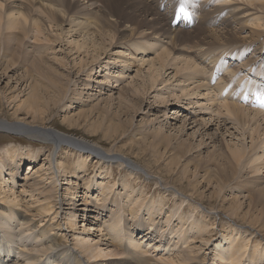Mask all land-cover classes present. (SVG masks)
Wrapping results in <instances>:
<instances>
[{
  "label": "rangeland",
  "instance_id": "374dc122",
  "mask_svg": "<svg viewBox=\"0 0 264 264\" xmlns=\"http://www.w3.org/2000/svg\"><path fill=\"white\" fill-rule=\"evenodd\" d=\"M180 1H183L184 4H181ZM257 1L259 2V0H35L34 3L29 5L27 0H1L3 7L0 10L2 9L3 14L2 20H0V121L25 128H51L73 138L89 143L95 142L99 144L102 154H104L102 160L101 156L87 154L88 151L70 144L58 145V147L50 150V146H47L48 141L44 143L41 140L21 134V132L0 130V156L3 155L2 152L5 150L11 155L18 156L14 164L8 162L10 156L4 159L1 158L6 163V168H2L5 175L11 174V171L14 174L15 169L13 170V167L20 162H25L22 160L27 157V154L37 158L26 161V168H24L25 165H22L19 178L14 184L8 183L11 186H7L3 183L6 194L12 196L13 192H17L15 196L23 204V206L21 205L22 208H37L36 205L40 204L37 197L39 199L41 196L35 193V189L50 186L51 181L48 178L52 172L51 170H53L59 180L57 183L58 201L62 202L64 209L57 216V220L62 222V233L68 235V239L73 241L72 244L75 243L74 240L78 236L82 240L89 239L94 244H101V248L104 250L107 248L108 252L109 248V250H114L113 246H110L111 242H118L117 245L122 244L120 246L129 250L131 248L130 251H136L146 258H165L167 262L165 261L164 264H171L169 261L175 260L176 256L187 249L188 246L192 248V255L199 258L201 263L204 259H207L205 264H219L218 258L214 257L219 251H224L222 256H225L229 250L237 251L238 248L245 247L241 253L246 252V254L243 259L240 258L239 262L242 261L237 264H264V250L262 248L264 245V232L256 226L257 231L259 230L261 233L258 236L260 242L257 243H261L262 246L255 248L253 238L248 236V232H251L252 228L248 224L245 225L243 222H239L247 213H250L249 216L252 215V218L257 213H253V206H248L249 203L244 207L241 206L242 200L239 202V193H236L237 187L239 191L244 190L247 194V191L251 190V184L254 185L259 182L264 184V136L259 139V134L261 136L262 131H264V114L262 113V116L261 114H258L259 116L255 115L254 111H260V109H251L246 106L244 108L249 110L247 113L250 112V115L248 114L250 119L247 118L246 123H237L236 127L233 118L228 116L227 112L222 109L224 97L230 93L233 85L239 84L238 80L241 77L244 79L246 76L250 81L257 83L263 77L261 85L264 86V11L261 12L264 0H262V3H260L261 0L259 3ZM206 2L210 3L207 4ZM161 4L165 7L159 6ZM116 5L121 8V15L117 14L114 9V7L119 9ZM188 5H194L192 7L194 13L189 11ZM258 5L259 7L256 8ZM6 6L13 8L15 12L24 10L30 13L31 11L30 15L32 16L30 17L43 23L41 24V30L38 32L35 26L33 27V24L29 22L27 25L17 26L20 29L9 30L6 24L7 20L15 17L20 18V21L22 20L21 17H18L20 11L14 12L15 15L10 16L8 14L9 10L6 13ZM110 6H113V11L117 14L116 17L110 14ZM186 6L187 8H185ZM43 7H46L45 11L48 8L60 12L61 18L58 21V27L55 24L50 25V20L48 15L43 12ZM61 8L62 10H60ZM177 8L181 12H183L181 9L184 8L188 10L192 15V25L187 23L180 29L177 28L182 23L174 28L170 26V17ZM144 15L148 17V23L144 21L145 18L141 20ZM102 16L111 21L110 24L105 21L107 26L109 25L105 30V35L88 34L84 28L82 29L84 24L96 25L99 17ZM155 16L161 17L159 24L151 20ZM115 20L117 21L115 22ZM28 21L32 22L30 19ZM77 22L83 24H77ZM165 23L172 30L178 31L176 36L174 35L176 38L178 37L174 45L175 49L171 43L173 38L165 39L163 37L165 33H161L162 30L166 29ZM24 27H26V30L28 28L27 33ZM202 29H205L207 33H203ZM115 30L118 32L117 34ZM177 33H181V35ZM228 34H232L230 40L228 39V41H231L230 43L226 41V37H229ZM252 35L254 36L252 37ZM255 35L256 39L259 40L256 41ZM146 37H152L149 39V43L145 45L148 53L141 55L137 48L131 47V44L142 45L146 41ZM100 38L104 39L105 48H99ZM225 44L229 45L227 47L233 48L226 57H230V60L234 59L230 61L226 58V60L234 63L232 67L236 68V72L239 71L234 75V78L229 77L232 85L224 88V92L228 91L227 94L218 96L216 94V97H214V95L202 89V94L211 95V98L208 99L207 97L206 99V96L200 95L184 98V96L186 97L185 90H189L188 88L192 86L184 84L183 78H190L192 75L188 74L189 77L185 75V73H190L188 71L182 73V70H184L182 66L186 62L193 64L196 72H200L199 77H202L201 75L205 73H202L200 69L213 67L209 65V62L204 63L201 61L200 57L205 55L208 50L217 54L218 52L209 48ZM252 44L255 45L248 47ZM235 48H242V50L240 52ZM168 50L170 53H167V64L171 63L172 65H169L170 68L167 66L170 69L167 73L162 71L159 74V71H161L159 70L160 65L156 64L158 69L151 66L148 61L152 62L155 59L158 63L160 54ZM247 50L249 52H245ZM234 51L238 52L240 56L233 57L231 54ZM39 56L44 61H37V59H41ZM8 64L13 65L10 68L14 69V72H8L10 69L7 71ZM177 66L178 69L181 66L179 70L182 71V74L177 70ZM250 67L252 68L250 69ZM150 68H153L152 71ZM212 70H209L210 72L207 70L208 77L215 76V70ZM242 70L243 73H241ZM44 72H46V75ZM224 75L220 74L219 78L217 77L218 79L216 77H214L215 79L210 78L212 80L211 85L223 88L224 84L222 83L225 79L228 80ZM61 78L62 82L60 83ZM155 79H157V82ZM149 80L151 85L148 83ZM48 81L51 83L48 84ZM218 81L221 84L218 85ZM42 84L48 85L45 87V85L41 86ZM35 85L38 90L34 88ZM254 85L259 84L255 83ZM53 86H56L54 88L61 87L63 95L58 94L57 89L54 90ZM254 87L256 88V86ZM150 88L153 89L150 90ZM32 90L34 92L36 90L43 101L40 103L42 112L36 119H33V110L23 108L25 106V104L23 105L24 99L32 94ZM258 92L261 93L262 90ZM245 94L241 101L245 100ZM235 97L238 99L239 93ZM79 98H83L81 101L84 104L80 105L77 110H73L72 113L66 112L68 104L75 103ZM219 106L220 109H218ZM239 106L243 107L244 105L240 104ZM257 125L260 126V130ZM152 141L155 142V145ZM166 141H169L170 149H168ZM158 142L164 145H156ZM49 143L51 145L52 142ZM12 147L14 150L16 149L17 153L14 152ZM228 147L229 150H227ZM243 147L246 148L245 158L239 163L240 165L235 164L233 166L232 163H229L231 161L235 162L230 152L235 148ZM182 151L186 155L184 153V157H181L183 161L180 158L182 165L180 164L178 167L175 164L176 161L173 164L171 159L177 158L178 155L182 156ZM80 154L86 156L88 160H83ZM225 155H228L230 159ZM256 157L261 158L255 162ZM123 158L134 162L136 168L139 169H136V172L129 169L121 161ZM186 163L188 169H190L187 178L183 177L184 172L182 171L184 167H187ZM225 164L226 166H224ZM237 168H239V171ZM236 170L238 175L233 177L232 174ZM225 173L229 176V180H222L223 175H226ZM200 176H203V178ZM185 178L192 182L190 187H187V194L183 189L185 185L181 186L182 181H186ZM201 180L204 183L202 181L198 184L197 181L201 182ZM219 181L228 182L225 184V194L219 191L221 188L219 187ZM39 182H43L42 186L38 185ZM208 182H212V185H209ZM231 183L233 184L228 185ZM244 183L248 184L245 185ZM108 185L114 187L112 192L107 193L110 197L108 196L109 198L105 199V196L100 194L102 189ZM201 191L204 192L203 195ZM180 192L185 194L181 195ZM255 193V191L250 193L251 199L257 197ZM193 194L195 196L191 198ZM221 197L223 198L221 199ZM232 197L234 200H232ZM12 198L15 197L12 196ZM200 200L206 201L202 203ZM131 202L137 203L135 206L132 203L134 208L138 205H145L136 214L138 221L128 212L131 208L129 207ZM64 204L65 206H63ZM68 204L75 205L68 206ZM88 204L95 207L94 209L90 208L91 213L89 211L85 212ZM97 205H105L107 209H98ZM123 206L126 209V212L122 211V214H120L123 222L119 228L112 231V228L107 227L110 214L117 212ZM240 206L242 207V214L235 219L234 213ZM195 207L199 208L195 209ZM75 208L79 210L80 214L78 218L79 225L77 229L72 231L67 225L68 215L66 214L73 212ZM150 208L156 214L153 218H149L147 214V210ZM56 215L57 212L52 217H56ZM169 216H174L171 223L166 222ZM262 218H264V215ZM153 220H155L154 227L148 226L147 224ZM194 223L207 227V230L200 232V229L193 225ZM136 226H140V229H136L134 235L129 234V231H132ZM118 231H120V235ZM171 231H173L172 235H170ZM113 232H117V237L114 236ZM145 235H148L147 238H143ZM163 235L164 240L161 239ZM129 237H134L140 245L138 250H135L129 244ZM185 237H190L188 244L179 242L180 239ZM231 243H234L235 247L231 246ZM177 244L178 246H176ZM253 252H256V257L249 260ZM92 262L95 263L94 260ZM220 262L226 264L224 261ZM105 263L107 262L104 261Z\"/></svg>",
  "mask_w": 264,
  "mask_h": 264
},
{
  "label": "bare ground",
  "instance_id": "6f19581e",
  "mask_svg": "<svg viewBox=\"0 0 264 264\" xmlns=\"http://www.w3.org/2000/svg\"><path fill=\"white\" fill-rule=\"evenodd\" d=\"M1 1V0H0ZM28 2H29V5H31L32 3H34L35 2V0H27ZM121 1V0H120ZM3 2V1H2ZM67 2V1H66ZM111 2V1H110ZM195 2V1H194ZM211 2V1H210ZM210 2H206L207 4H209ZM258 2V1H257ZM259 2H260V0H259ZM258 2V3H259ZM263 1L261 0V2L260 3H262ZM61 3V2H60ZM119 3V2H118ZM180 3L181 4H184V2L183 1H180ZM244 3V2H243ZM164 4V3H163ZM211 4H212V2H211ZM252 4V3H251ZM263 5H262V9H261V12H263L264 11V3H262ZM63 5V4H62ZM118 5V4H117ZM116 5V6H117ZM64 6V5H63ZM159 6H164V5H159ZM185 6V5H184ZM189 7H188V9H189V11H194L193 9H192V7L194 6V5H188ZM210 6V5H209ZM255 6V5H254ZM1 7H3V3H1L0 2V8ZM65 7V6H64ZM113 6H110V14L111 15H113V16H115L116 17V15L117 14H119V15H121L120 14V12H122V10H121V8L119 7V6H117V7H119V9L121 10H119L118 8L116 9L115 7H114V9L116 10V12H117V14H116V12L115 11H113V8H112ZM165 7V6H164ZM231 7V6H230ZM259 7V5L256 7V8H258ZM10 8V7H9ZM8 8V6H6V13H8L7 11L9 10V13L8 14H10V16H14L15 15V13L17 12V11H20L21 13H19V16L18 17H21V20L22 21H20V18L18 19V18H13V19H9V20H7V25H8V29L10 30H14L15 28L17 29V28H19V27H17V26H24V25H27L28 24V22L29 23H31V24H33V27L35 26V28H36V30L39 32L40 30H41V24H43L42 22H39L38 20H34V18H33V20H32V18L30 17V16H32V15H30L31 14V11H30V13H28L27 11H22V10H17L16 12L14 11V9L13 8H10L9 9ZM15 8V7H14ZM185 8H187V6L185 7ZM260 8H261V6H260ZM16 9V8H15ZM44 9H46V7L44 8L43 7V12L44 13H46L47 15H48V19L50 20V25L52 24H55V26L58 24V21H59V19L61 18V15H60V12L58 13V12H56V11H54V10H52V9H48L47 8V11H45ZM97 9V8H96ZM236 9V8H235ZM28 10V9H27ZM60 10H62V8L60 9ZM66 10H68L67 8H66ZM151 10V9H150ZM15 12V13H14ZM259 12V11H258ZM5 13V14H6ZM63 13H65V12H63ZM101 13V12H100ZM148 13H149V11H148ZM175 13V12H174ZM194 13V12H193ZM2 9L0 10V20H2ZM101 14H103V13H101ZM101 14H100V16H101ZM145 14V13H144ZM153 14H155V13H153ZM157 14V13H156ZM233 14V13H232ZM231 14V15H232ZM64 15V14H63ZM62 15V17H64ZM147 15V14H146ZM146 15H144V16H142L141 17V20H143L144 18V21L146 22V23H148V15L146 16ZM105 16V15H104ZM104 16H102V17H99V19H98V22H97V24L96 25H92V24H84L83 26L84 27H82V29L84 28V30L85 31H87V33L89 34V33H91L92 35L93 34H96L97 33V35L98 34H101V35H105V30L108 28V26H107V24H106V22L105 21H107V23L109 22V24L111 23V21L110 20H108V19H106ZM141 16V15H140ZM154 16V15H153ZM119 17V16H118ZM123 17V16H122ZM10 18H12V17H10ZM31 20L32 22H30V21H28V20ZM240 19V18H239ZM259 19V18H258ZM135 20V19H134ZM138 20V19H137ZM151 20H153L155 23H157V24H159V22H161V17H158V16H155L153 19H151ZM80 21V20H79ZM117 20H115V22H116ZM179 20H178V18H177V15H175L174 16V14L173 15H171V17H170V22H169V24H170V26L172 27V28H174V27H176V23L178 22ZM72 23H73V21H71ZM83 22V21H82ZM82 22H77V24L78 23H81V24H83ZM104 22H105V25H104ZM144 22V23H145ZM182 22V21H181ZM71 23V24H72ZM192 24V22L190 21V22H184V23H182V24H180V27H178L177 29H180L181 27L183 28L184 26H185V24ZM245 23V22H244ZM255 23V22H254ZM161 24V23H160ZM112 25V24H111ZM165 25H166V23H165ZM182 25V26H181ZM261 25V24H260ZM65 26V25H64ZM77 26V25H76ZM156 26V25H155ZM161 26H163V25H161ZM187 26V25H186ZM57 27H58V25H57ZM112 27V26H111ZM142 27V26H141ZM153 27V26H152ZM151 27V28H152ZM166 27V31L164 30H162V32L161 33H165L164 35H163V37L166 39V38H173L172 39V45H173V47H174V49L176 48L174 45L176 44V41H177V39H178V37L176 38L175 36H176V32H178V31H174V30H172L171 28H169L167 25L165 26ZM201 27V26H200ZM257 27V26H256ZM261 27V26H260ZM25 28V32L28 30V28H27V30H26V27H24ZM24 28H22V29H24ZM62 28V27H61ZM73 28V27H72ZM117 28V27H116ZM158 28V27H157ZM239 28V27H238ZM20 29V28H19ZM80 29H81V27H80ZM261 29H262V27H261ZM33 30V29H32ZM50 30V29H49ZM73 30H75V29H73ZM155 30V29H154ZM158 30H159V28H158ZM203 30V29H202ZM205 30V29H204ZM204 30H203V33H207L206 32V30H205V32H204ZM264 30V29H263ZM24 31V30H23ZM22 31V32H23ZM33 31H35V30H33ZM43 31V30H42ZM255 32H256V30H254ZM24 32V33H25ZM115 32H116V34L118 33L116 30H115ZM114 32V33H115ZM210 32V31H209ZM228 32V31H227ZM226 32V33H227ZM27 33V32H26ZM233 33V32H232ZM258 33V32H257ZM38 34V33H37ZM79 34V33H78ZM178 34V33H177ZM259 34V33H258ZM257 34V35H258ZM264 34V33H263ZM262 34V35H263ZM26 35V34H25ZM62 35V34H61ZM61 35H60V37H61ZM113 35V34H112ZM147 35V34H146ZM175 35V36H174ZM178 35H181V33L180 34H178ZM229 35V37H226V41L227 42H231V41H228V39L232 36V34H228ZM54 36V35H53ZM107 36V35H106ZM162 36V35H161ZM251 36V35H250ZM254 35H252V37H253ZM130 37V36H129ZM175 37V38H174ZM217 37V36H216ZM251 37V38H252ZM259 37H262V36H259ZM47 38V37H46ZM54 38V37H53ZM103 38V37H102ZM110 38V37H109ZM132 38H133V36H132ZM152 38V37H151ZM151 38H149V37H146L145 38V42H144V44H137V43H133V44H131L132 46L131 47H133V48H137L138 49V52H139V54H146V53H148V50H147V47L145 46V45H147L148 43H149V39H151ZM179 38H181V37H179ZM218 38V37H217ZM233 38H235L234 36H233ZM248 38H250V37H248ZM57 39H59V38H57ZM101 39V38H100ZM113 39V38H112ZM255 39H256V35H255ZM258 39V38H257ZM257 39H256V41H257ZM104 40V39H103ZM103 40L101 39L100 41H101V44H100V47L99 48H105L104 46H106L105 44H104V42H103ZM130 40H131V37H130ZM133 40H134V38H133ZM230 40V39H229ZM259 40V39H258ZM44 41V40H43ZM95 41H97V40H95ZM128 42H129V40H127ZM255 41V40H254ZM254 41H253V43H254ZM262 41V40H261ZM127 42V43H128ZM131 42V41H130ZM143 42V41H142ZM259 42V41H258ZM257 42V43H258ZM264 42V41H263ZM262 42V43H263ZM256 43V42H255ZM261 43V44H262ZM81 44V43H80ZM87 45V44H86ZM112 45V44H111ZM255 44H252V45H249L248 47H251V46H254ZM51 46H52V44H51ZM81 46V45H80ZM99 46V45H98ZM138 46V47H137ZM227 46H229V45H227V44H225V45H221V46H217V47H214V48H209V49H213V50H215L216 52H218L217 54L214 52V51H211V50H208L206 53H205V55H203L202 57H200V59H201V61H203L204 63H206V62H209V65H212V67L214 68H211V67H203L202 69H200L201 70V72L202 73H205V74H202L201 76L202 77H199V75H200V72L198 73V72H196V69H195V66H193V64H191V63H189V62H184L185 63V68H184V66H182L183 67V69L184 70H182L181 72L182 73H184V72H186V71H188V72H190V73H185V75H188V74H190V75H192V76H190V78H183V83L184 84H188V86H192L191 88H188L189 90H185L184 88H182V86H181V88L183 89V90H185L186 91V97L184 96V98H191V97H194V96H196V95H200V96H206L205 98L207 99V97H208V99L209 98H211V95H214V97H216L215 95L217 94V96L218 95H221V94H224V95H226L227 94V92H224V88L226 87V86H230V85H232V82H230V80H229V77L230 78H234V75L237 73V72H239V71H235V69L236 68H234V67H232V65L234 64V63H230V61L231 60H234V59H229V58H227L226 56L229 54V52H230V50H233V48L232 47H227ZM22 47V46H21ZM53 47V46H52ZM79 47V46H78ZM235 47V46H234ZM18 48V47H17ZM85 48V47H84ZM94 48H95V46H94ZM97 48V47H96ZM242 48H246V47H242ZM242 48H235V49H238V51H240L241 52V50H242ZM257 48V47H256ZM260 48V47H259ZM98 49V48H97ZM247 49V48H246ZM23 50V49H22ZM100 50V49H99ZM103 50H105V49H103ZM164 50H165V48H164ZM171 50V49H170ZM257 50H259V49H257ZM100 51H102V50H100ZM166 51V50H165ZM106 52V51H105ZM169 52V50L167 51V52H165V53H163L162 52V54H160V56L158 57L159 58V60H158V63H157V61L155 60V59H153L152 60V62H150V61H148L149 63H150V65L151 66H153V67H155V68H158L157 67V65L156 64H158V65H160V69L159 70H161V71H159V74H161V72L162 71H166L165 73H167V71L168 70H170V69H168V67H169V65H172L171 63H168L167 64V58H168V53ZM245 52H249V50H247V51H245ZM156 53V52H155ZM170 53V52H169ZM172 53V52H171ZM259 54V53H258ZM233 57L235 56V58L236 57H238V56H240V54L238 53V52H236V51H234L232 54H231ZM21 56V55H20ZM182 56H183V54H182ZM186 56V55H185ZM15 57V56H14ZM33 57V56H32ZM40 57V56H39ZM177 57H179V56H177ZM26 58H28V57H26ZM36 58H38V57H36ZM41 58V57H40ZM119 58V57H118ZM226 58H227V60H230V61H227L226 60ZM42 59V60H41ZM40 60L39 59H37V61H40V62H42V61H44L43 60V58H41ZM99 59V58H98ZM207 59V60H206ZM28 60V59H27ZM46 60V59H45ZM143 60V59H142ZM151 60V59H150ZM179 60V59H178ZM185 60V59H184ZM261 60H263V59H261ZM134 61V60H133ZM146 61V60H145ZM155 61H156V63H155ZM253 61H254V59H253ZM253 61H250V62H253ZM147 62V61H146ZM145 62V63H146ZM147 62V63H148ZM15 63V62H14ZM41 64H43V63H41ZM46 64V63H45ZM47 64H49V63H47ZM62 64V63H61ZM2 65V64H1ZM9 66L8 67H6L7 68V71L8 72H14V69H12V68H10V67H13V65L12 66H10L11 64H8ZM33 65V64H32ZM37 65V64H36ZM50 65V64H49ZM35 66V65H34ZM43 66H44V64H43ZM168 66V67H167ZM148 67H150V66H148ZM256 67V66H255ZM3 68V67H2ZM53 68V67H52ZM170 68V67H169ZM180 68H181V66H180ZM179 68V69H180ZM252 67H250V69H251ZM31 69V68H30ZM39 69V68H38ZM151 69V68H150ZM153 69V68H152ZM152 69H151V71H152ZM175 69H176V66H175ZM178 69V66H177V70L179 71V73H181L180 72V70ZM213 69V70H212ZM234 69V70H233ZM4 70V69H3ZM36 70V69H35ZM207 70H208V72H210L209 70H212V71H214L215 70V76L214 77H218V76H220V74L222 75V74H225L224 76L225 77H227L228 78V80L227 79H225L224 80V82L222 83V84H224V87L223 88H218V87H213V85H211V79H215L213 76H211V77H208L207 76ZM245 70V69H244ZM28 71V70H27ZM33 71V70H32ZM158 71V70H157ZM176 71V70H175ZM5 73H6V71H4ZM52 72V71H51ZM225 72V73H224ZM43 73V72H42ZM45 73V75H46V72H44ZM164 73V74H165ZM178 73V72H177ZM177 73H176V76H177ZM181 73V74H182ZM192 73V74H191ZM241 73H243V70L241 71ZM139 74V73H138ZM212 74V73H211ZM50 75V74H49ZM142 75V74H141ZM163 75V74H162ZM8 76V75H7ZM6 76V77H7ZM48 76V75H47ZM224 76H222V77H224ZM42 77V76H41ZM46 77V76H45ZM49 77V76H48ZM65 77V76H64ZM153 77V76H152ZM159 77V76H158ZM188 77H189V75H188ZM208 77V78H207ZM155 78V77H154ZM211 78V79H210ZM219 78V77H218ZM217 78V79H218ZM43 79V78H42ZM46 79V78H45ZM53 79V78H52ZM149 79V78H148ZM151 79V78H150ZM207 79V80H206ZM243 77H241L238 81V83L239 84H236L235 86L233 85L232 86V89H230V93L228 94V95H226L225 97H224V101H223V104H222V109H224L226 112H227V115L228 116H230V117H232L233 118V122L234 123H236V124H234L236 127H237V123H242V122H245L246 121V119L248 118V119H250V117H249V113H247V111H249L248 109H246V108H244V107H249V108H251V109H254L253 108V106H252V101L250 100V101H248V102H245L244 103V101H241V98L242 97H244V93L246 92V91H248L250 94H255V95H260V97H262V96H264L263 94H264V86H262L261 84L263 83V77H262V80H260L258 83L257 82H252V81H250V79L249 78H246V76H245V78L243 79ZM48 80V79H47ZM56 80V79H55ZM153 80V79H152ZM157 79H155V81H156ZM221 80V79H220ZM37 81V80H36ZM41 81V80H40ZM150 81V80H149ZM154 81V80H153ZM180 81V80H179ZM206 81H208V82H206ZM43 82H44V79H43ZM51 82H53L52 80H51ZM50 81H48L47 83L49 84V83H51ZM60 83L62 82V78H61V81H59ZM145 82H147V81H145ZM157 82V81H156ZM155 82V83H156ZM170 82V81H169ZM242 82V83H241ZM34 83V82H33ZM42 83V82H41ZM57 83V82H56ZM60 83H59V86H60ZM149 84L151 83V81L150 82H148ZM182 83V82H181ZM259 84V85H254V84ZM48 84H42L41 86H43V85H45V87L48 85ZM54 85H55V83H53ZM58 84V83H57ZM57 84H56V86H57ZM153 84V83H152ZM183 84V85H184ZM219 84H221L219 81H218V85ZM246 84V86L244 87V85ZM62 85H63V83H62ZM147 85V84H146ZM151 85V84H150ZM195 85V86H194ZM251 85V86H250ZM40 86V85H39ZM56 86H53V88L54 87H56ZM65 86V85H64ZM148 86V85H147ZM185 86V85H184ZM254 86H256V88L254 87ZM45 87H43V88H45ZM49 87V86H48ZM47 87V88H48ZM50 87H52L51 85H50ZM49 87V88H50ZM66 87V86H65ZM143 87V86H142ZM149 87V86H148ZM152 87H153V85H152ZM35 89H37L38 90V88L36 87V85H35V87H34ZM48 88V89H49ZM67 88V87H66ZM145 88V87H144ZM186 88V87H185ZM57 89V90H56ZM153 89V88H152ZM151 88H150V90H152ZM202 89H204V90H206V92H209L211 95L209 96V95H207L206 93L205 94H202ZM214 89H217V90H215L214 91ZM39 90H40V87H39ZM51 90H52V88H51ZM54 90H56V92H58V94H60L61 92H63V90H62V88L61 87H58V88H54ZM85 90V89H84ZM262 90V92L261 93H259L258 91H261ZM47 91V90H46ZM68 91V90H67ZM44 92V91H43ZM50 92V91H49ZM54 92V91H53ZM30 93H31V91H30ZM39 93H40V91H39ZM44 93H46V92H44ZM43 93V94H44ZM137 93V92H136ZM208 93V94H209ZM237 93H239V98L237 99L235 96L237 95ZM52 94V93H51ZM54 94H55V92H54ZM67 94V93H66ZM66 94H65V98H66ZM231 94V95H230ZM45 95V94H44ZM61 95H63L62 93H61ZM20 96V95H19ZM46 96V95H45ZM44 96V97H45ZM54 96V95H53ZM60 96V95H59ZM122 96V95H121ZM57 97V96H56ZM62 97V96H61ZM213 97V96H212ZM41 98L42 97H39V95L37 94V91L35 90V92L32 90V94L31 95H29V97L27 98V99H24V103H23V105L25 104V106L23 107V108H27V110H33L34 111V117H33V119H36V118H38V115H40L41 114ZM50 98H51V96H50ZM63 98V97H62ZM201 98V97H200ZM232 98V99H231ZM46 100H47V98H45ZM59 99V98H58ZM61 99V98H60ZM83 98H79L78 99V101L76 100V102L75 103H71V104H68V109H66V112H71L72 113V111L73 110H77V108H79V106L80 105H82V104H84V102L83 101H81ZM183 99V98H182ZM26 100V101H25ZM52 100V99H51ZM48 101V100H47ZM57 101V100H56ZM64 101V100H63ZM207 101V100H206ZM15 102V101H14ZM43 102V101H42ZM46 102V101H45ZM60 102V101H59ZM134 102V101H133ZM138 102V101H137ZM136 102V103H137ZM209 102V101H208ZM221 102V101H220ZM54 103H56V102H54ZM140 103H141V101H140ZM140 103H139V105H140ZM164 103H166V102H164ZM179 103H181V102H179ZM183 103V102H182ZM198 103V102H197ZM57 104V103H56ZM220 104V103H219ZM240 104H242V105H244L243 107L242 106H239ZM203 105V104H202ZM205 105V104H204ZM203 105V106H204ZM215 105V104H214ZM217 105V104H216ZM58 106V105H57ZM128 106V105H127ZM221 106V105H220ZM220 106H219V108L218 109H220ZM46 107V106H45ZM133 107V106H132ZM206 107V106H205ZM48 109V108H47ZM95 109V108H94ZM93 109V110H94ZM142 109V108H141ZM257 109V108H256ZM26 110V111H27ZM45 110V109H44ZM43 110V111H44ZM22 111H23V109H22ZM172 111V110H171ZM254 111V110H253ZM252 111V112H253ZM29 112V111H28ZM32 112V111H31ZM76 112V111H75ZM256 114L255 115H258V114H261V116H262V113L264 114V108L262 109V110H260V111H254ZM93 113V112H92ZM218 113H220V112H218ZM137 114V113H136ZM249 114V115H248ZM87 115V114H86ZM89 115V114H88ZM115 116V115H114ZM224 116V115H223ZM259 116V115H258ZM264 116V115H263ZM225 117V116H224ZM224 117H222V118H224ZM166 118V117H165ZM167 118H170V117H167ZM229 118V117H228ZM258 118V117H257ZM72 119V118H71ZM119 119V118H118ZM174 119V118H173ZM254 119V118H253ZM108 120V119H107ZM132 120V119H131ZM178 120V119H177ZM186 120V119H185ZM187 120H189V119H187ZM252 120V119H251ZM255 120V119H254ZM253 120V121H254ZM260 120H261V118H260ZM66 121V120H65ZM117 121V120H116ZM229 121V120H228ZM250 121V120H249ZM248 121V122H249ZM258 121V120H257ZM264 121V120H263ZM69 122V121H68ZM107 122V121H106ZM167 122V121H166ZM252 122V121H251ZM256 122V121H255ZM225 123V122H224ZM246 123V122H245ZM257 123V122H256ZM69 124V123H68ZM205 124V123H204ZM209 124V123H208ZM226 124V123H225ZM228 124V123H227ZM111 125V124H110ZM140 125V124H139ZM201 125H203V124H201ZM207 125V124H206ZM243 125H245V124H243ZM260 125V124H259ZM122 126V125H121ZM185 126V125H184ZM187 126V125H186ZM225 126V125H224ZM250 126V125H249ZM119 127V126H118ZM205 127H207V126H205ZM204 127V128H205ZM242 127V126H241ZM247 127V126H246ZM245 127V128H246ZM257 127H258V125H257ZM260 127V126H259ZM258 127V128H259ZM185 128V127H184ZM200 128V127H199ZM202 128V127H201ZM244 128V129H245ZM263 128V127H262ZM0 130H3V131H16V132H21V134L23 133L24 135H28L29 137H31V138H33V139H38V140H41L42 142H44V143H47V141H48V143H47V146H50V150H52V148H54V147H58V145H62V144H70L71 146L73 145L74 147L76 146V147H79V148H81V150H84V151H88L87 152V154H97V155H99V156H101V159L103 158V155L104 154H102V149L99 147V144H97V143H95V142H92V143H89V142H87V141H84V140H80V139H78V138H73L72 136H69V135H66V134H63V133H61V132H59V131H57V130H54V129H51V128H41V127H29V128H25V127H23V126H17V125H11V124H6V123H4V122H2V121H0ZM110 130V129H109ZM108 130V131H109ZM119 130V129H118ZM200 130V129H199ZM203 130V129H202ZM258 130V129H257ZM259 130H260V128H259ZM117 131V130H116ZM120 131V130H119ZM206 131V130H205ZM222 131V130H221ZM262 131V130H261ZM217 132V131H216ZM257 132V131H256ZM260 132V131H259ZM263 133H262V135L260 136V134H259V139H262V137L264 136V131H262ZM112 133V132H111ZM204 133V132H203ZM218 133V132H217ZM201 134V133H200ZM207 134V133H206ZM209 134V133H208ZM255 134V133H254ZM257 135H258V133H257ZM145 136V135H144ZM202 136V135H201ZM209 136V135H208ZM255 136V135H254ZM138 138V137H137ZM171 138V137H170ZM169 138V139H170ZM252 138H254V137H252ZM216 139V138H215ZM215 139H213V140H215ZM154 140V139H153ZM167 140H168V138H167ZM173 138H172V142H173ZM212 141V140H211ZM49 142H52L51 143V145H50V143ZM148 142V141H147ZM153 142V141H152ZM178 142V141H177ZM263 142V141H262ZM154 143V145H155V142H153ZM174 143V142H173ZM258 143V142H257ZM260 143V142H259ZM152 144V143H151ZM161 144H163V143H161V142H158V144H156V145H161ZM166 144L168 145L167 147H168V149H170L169 148V141H166ZM256 144V143H255ZM254 144V145H255ZM264 144V143H263ZM164 145V144H163ZM171 145V144H170ZM176 145V144H175ZM150 146V145H149ZM162 146V145H161ZM237 146V145H236ZM256 146H257V144H256ZM260 146V145H259ZM131 147V146H130ZM166 147V148H167ZM220 147V146H219ZM218 147V148H219ZM13 148V147H12ZM12 148H10V149H12ZM156 148H157V146H156ZM155 148V149H156ZM234 148V147H233ZM244 148V147H243ZM235 148V150H232L230 153H231V155H233V157L234 158H232V159H234V161L236 162H234L233 163V161H231V162H229V163H232V165L233 166H235V164H239V163H241V161L245 158V156H244V154H245V149L246 148ZM257 148H258V146H257ZM260 148V147H259ZM165 149V148H164ZM13 150H14V148H13ZM157 150V149H156ZM159 150V149H158ZM165 150H167V149H165ZM227 150H229V147H228V149ZM255 150V149H254ZM258 150V149H257ZM14 152H16L17 153V151H16V149L14 150ZM13 152V153H14ZM157 152V151H156ZM159 152H161V151H159ZM218 152H219V150H218ZM3 153V155H1L0 156V264H104V261H106L107 263H105V264H164V262L166 261L165 260V258H158V259H153V258H146V257H144V256H142V254H139L138 252H136V251H130V250H132L131 248H130V250L129 249H127L126 247H122V246H120V245H122V244H120V245H117L118 244V242H116V243H112L111 242V247L113 246V249L114 250H109L108 249V252H107V248H106V250H104V249H102L101 248V244H94L93 242H91L89 239L88 240H82L80 237H76V239L74 240V244H72L71 242H73V241H70L69 239H68V235H66V234H63L62 233V230H63V227H62V222L60 221V220H57V216H59L60 215V212L62 211H64V209H63V207H62V202H60V201H58V178L56 177V175H55V173H54V171L53 170H51L52 172L49 174V178H48V180H50L51 181V183H50V186L49 187H46V186H42V183L41 182H39V186H42V188H38V189H35V193H38V195L39 196H41V198H39L38 199V197H37V200L39 201V203L40 204H38V205H36L37 206V208H31V207H27V208H22L21 207V205L23 206V204H21V202L20 201H18L17 200V197L15 196V194L17 193H14L13 191V193H12V196H14L15 198H12V196H9L8 194H6V192L4 191L5 190V187L3 186L4 184H6L7 186H11L10 184L11 183H15L16 181H17V178H19L18 176L20 175V171H21V169H22V165H25V167L24 168H26V161H28V160H30L31 158H34V159H37L35 156H33V155H29V154H27V157L25 158V159H23L22 161H25V162H20L19 164H17V165H15L14 167H13V170L15 169V173L13 174L12 172L13 171H11V174H7V175H5V171L4 170H2V168L3 169H5L6 168V163L5 162H3V159L5 158V157H7V156H10V160H8V158H7V160H8V162L9 163H16V161H17V155H11V153H8V151H3L2 152ZM4 153H7V154H5L4 155ZM184 151H182V156H177V158H173V159H171L170 157V159L172 160V162H173V164H174V161H176L175 162V164L176 165H178V167H179V165L181 164V161H183L182 160V158L181 157H184ZM227 153V152H226ZM15 154V153H14ZM106 155V154H105ZM154 155V154H153ZM158 155H160V154H158ZM162 155V154H161ZM185 155H186V153H185ZM221 155V154H220ZM229 155V154H228ZM228 155H225V156H227L229 159H230V157L228 156ZM254 155V154H253ZM80 156H81V158H83V160H85V161H87L88 159L86 158V156H84V155H81L80 154ZM155 156H156V153H155ZM190 157V156H189ZM1 158H3V159H1ZM180 158H181V161H180ZM248 158V157H247ZM261 158V157H260ZM260 158H257L256 157V159H255V162H257V161H259L260 160ZM128 159V158H127ZM156 159V158H155ZM159 159V158H158ZM221 159H223V157H221ZM227 159V158H226ZM103 160V159H102ZM214 160H216V158H214ZM35 161V160H34ZM33 161V162H34ZM121 161H123L127 166H128V168L129 169H131L132 171H135L136 172V169H139V168H136V166L134 165V162H131V160H126V159H121ZM229 161V160H228ZM227 161V162H228ZM106 162H108V161H106ZM225 162H226V160H225ZM35 163V162H34ZM33 163V164H34ZM51 163H52V160H51ZM80 163V162H79ZM170 164H172V163H170ZM187 164V163H186ZM227 164V163H226ZM226 164L224 165V166H226ZM27 165H29V164H27ZM182 165V164H181ZM240 165V164H239ZM21 166V167H20ZM81 166V165H80ZM85 166V165H84ZM183 166H185V165H183ZM240 167V166H239ZM42 168V167H41ZM176 168V167H175ZM189 167H188V164H187V167H184L183 169H182V171L184 172V174H183V177L185 176L186 178L187 177H189L188 175H189V170L190 169H188ZM178 169V168H177ZM196 169V168H195ZM169 170V169H168ZM167 170V171H168ZM197 170V169H196ZM237 170L239 171V168H237ZM237 170L234 172V174H232L233 175V177L234 176H237L238 174H237ZM7 171H9V170H7ZM171 171V170H170ZM179 171V170H178ZM180 173V172H179ZM190 174H192L191 172H190ZM226 174V173H225ZM48 175V174H47ZM5 176V177H4ZM7 176H9V178H7ZM191 176V175H190ZM183 177H181V178H183ZM201 177V176H200ZM199 177V178H200ZM205 177V176H204ZM229 176L226 174V175H223V178H222V180L224 179V180H226V179H228L229 180V178H228ZM232 177V178H233ZM181 178H180V180H181ZM186 178H185V180H186ZM198 178V177H197ZM201 178H203V176L201 177ZM205 179V178H204ZM236 179V178H235ZM191 180V179H190ZM196 180V179H195ZM210 180V179H209ZM217 180H219V179H217ZM202 181L203 180H201V182H198L197 181V183L199 184V183H202ZM233 181V180H232ZM235 181V180H234ZM249 181V180H248ZM260 181V180H259ZM250 182V181H249ZM4 183V184H3ZM8 183H10L9 185H8ZM34 183V182H33ZM189 183V184H188ZM190 183L192 184V182H190V181H188V179L186 180V181H182V184H181V186H184L185 188H183L184 189V192L187 194V187L189 188L190 187ZM203 183H204V181H203ZM212 182H208V184L210 185ZM218 183V182H217ZM219 183H220V185H219V187H221L220 189H219V191H221V192H224V190H226L225 189V184H227L228 182L227 181H219ZM230 183V182H229ZM205 184H206V181H205ZM233 183H231V184H228V185H232ZM238 184H242V183H238ZM245 184V183H244ZM248 184V183H247ZM247 184H245V185H247ZM45 185V184H44ZM195 185V184H194ZM204 185V184H203ZM202 185V186H203ZM212 185V184H211ZM227 185V186H228ZM196 186V185H195ZM249 186V185H248ZM114 187V186H113ZM112 186H106V187H104L103 189H102V193L100 194V195H104L105 196V199H108L110 196H109V194H107L108 192L110 193V192H112V188H113ZM241 187V186H240ZM246 187V186H245ZM173 188V187H172ZM218 188V187H217ZM174 189V188H173ZM186 189V190H185ZM192 189V188H191ZM195 189V188H194ZM198 189V188H197ZM196 189V190H197ZM215 189H216V187H215ZM245 189V188H244ZM190 190V189H189ZM228 190V189H227ZM230 190V189H229ZM4 191V192H3ZM11 191V190H10ZM174 191V190H173ZM203 191V190H202ZM202 191H201V194L203 195V193H202ZM215 191V190H214ZM218 191V192H219ZM231 191V190H230ZM237 191V192H236ZM236 193H239L238 194V196H239V202L241 201V206H245L246 204H248L249 203V205L248 206H253V208L252 209H254L253 210V213H257V215L254 217V218H252V215H250L249 216V214L250 213H247L242 219H240V221L239 222H243L245 225H250V227L252 228V229H254V230H250L251 232H248L249 233V237H252L253 238V244L255 245V248L256 247H261L262 245H261V243H257L258 241H259V237L258 236H260V231L258 230L257 231V229H256V226H258L259 227V229H261L262 230V232H264V218H262L263 217V215H264V184L262 183V182H259V183H256V184H254V185H252L251 184V190H249V191H251V192H253V191H255L256 193H255V196L257 195V197H255V198H250L251 196H250V193L251 192H249V191H247L248 193L247 194H245L246 192L244 191V190H238V187L236 188ZM184 192H182V194H181V192H180V194L181 195H184L185 193ZM192 192V191H191ZM190 192V193H191ZM27 193V192H26ZM34 194V193H33ZM224 194H225V192H224ZM19 195V194H18ZM37 195V196H38ZM111 195V194H110ZM210 195V194H209ZM216 195H218V194H216ZM220 195H221V193H220ZM36 196V195H35ZM109 196V197H108ZM194 194L191 196V198L193 197L194 198ZM212 196H213V193H212ZM237 196V197H238ZM196 197H199V196H196ZM215 197V196H214ZM219 197V196H218ZM236 197V196H235ZM234 197V198H235ZM34 198V197H33ZM210 198V197H209ZM223 197H221V199H222ZM197 199V198H196ZM66 200V199H65ZM119 200V199H118ZM199 200V199H198ZM226 200V199H225ZM224 200V201H225ZM232 200H234L233 199V197H232ZM231 200V201H232ZM236 200V199H235ZM202 203H204L205 201L204 200H200ZM212 201V200H211ZM37 202V201H36ZM86 202V201H85ZM88 202V201H87ZM106 202V201H105ZM114 202V201H113ZM121 202V201H120ZM183 202H184V200H183ZM73 203V202H72ZM132 203L133 202H131L130 203V206L129 207H131L129 210H128V212L135 218V220H137L138 221V217L136 216V214L139 212V211H141L142 209H143V207L145 206V205H138L136 208H134V206L135 205H137V203L135 202V203H133V207H132ZM230 203V202H229ZM233 203V202H232ZM28 204V203H27ZM30 204V203H29ZM78 204V203H77ZM84 204V203H83ZM104 204V203H103ZM225 204V203H224ZM234 204V203H233ZM75 204H68V206H74ZM101 205V204H100ZM98 206L97 205V208L99 209V208H106V206L105 205H102V206ZM118 205H119V203H118ZM210 205H212V204H210ZM235 205H236V203H235ZM63 206H65V204L63 205ZM239 207L238 208V210L234 213V215H235V219H237V218H239L240 217V215L242 214V207ZM77 207V206H76ZM235 207V206H234ZM70 208V207H69ZM90 208H95V207H92L90 204H88V208L86 207V210H85V212L87 211H89L90 213L92 212L91 210H90ZM121 208V207H120ZM127 208V207H126ZM199 207H195V209H198ZM220 208V207H219ZM27 209V210H26ZM32 209V210H31ZM107 209V208H106ZM111 209V208H110ZM192 209V208H191ZM82 210V209H81ZM84 210V209H83ZM122 211H125L126 212V209L124 208V206L120 209V210H118L117 212L115 211V212H112L111 214H110V217H109V223H108V228H112L111 230L113 231V229H114V231H115V228L117 229V228H119V226H120V224H122V222H123V219L122 218H120V214H122L121 212ZM148 212H147V214H148V217L149 218H153L156 214H155V212L150 208V209H148L147 210ZM198 211V210H197ZM232 211V210H231ZM54 212V213H53ZM57 212V215H56V217H52L55 213ZM66 212V211H65ZM239 212H241L240 214H239ZM251 212V211H250ZM89 213V214H90ZM100 213V212H99ZM128 213V214H129ZM65 214V213H64ZM66 215H68L67 217H68V221H67V225L69 226V228H70V230H72V231H74L75 229H77L78 227V225H79V223H78V218H79V210L78 209H76L75 208V210L73 209V212H69V214H66ZM158 215V214H157ZM175 216V215H174ZM174 216H169L167 219H166V222L167 223H171L172 222V217H174ZM66 217V218H67ZM62 218V217H61ZM257 218H259V219H257ZM262 218V219H261ZM87 219V218H86ZM231 219V218H230ZM90 220V219H89ZM180 220V219H179ZM185 221V220H184ZM262 221V222H261ZM139 222H140V220H139ZM187 222V221H186ZM235 222V221H234ZM182 223H184V222H182ZM236 223V222H235ZM66 225V224H65ZM148 226H150V227H154V225H155V220H153V221H151V222H149L148 224H147ZM194 226H196V227H198L199 229H200V232H204V231H206L207 230V227H205V226H201L200 224H198V223H194L193 224ZM182 226V225H181ZM190 226V225H189ZM183 227H184V225H183ZM237 228V227H236ZM136 229H140V226H136L132 231H129V234H132V235H134V233H135V231H136ZM173 229V228H172ZM93 230V229H92ZM156 230V229H155ZM71 231V232H72ZM96 231V230H95ZM117 231V230H116ZM119 232V235H120V231H118ZM244 232H246V231H244ZM257 233V234H256ZM112 234V233H111ZM113 234H114V236H116L117 235V232L116 233H114L113 232ZM173 234V231H171L170 232V235H172ZM118 235V236H119ZM149 235V234H148ZM148 235H145V237H143V238H147V236ZM243 235V234H242ZM112 236V235H111ZM74 237V236H73ZM102 237V236H101ZM117 237V236H116ZM121 237V236H120ZM119 238V237H118ZM108 239V238H107ZM115 239V238H114ZM123 239H125L124 237H123ZM161 239L162 240H164V235L161 237ZM166 239V238H165ZM189 239H190V237H185L184 239H180L179 240V242H182L183 244H188L189 243ZM104 240V239H103ZM106 240V239H105ZM104 240V241H105ZM119 240V239H118ZM93 241V240H92ZM98 241H100V240H98ZM101 242V241H100ZM128 242H129V244L132 246V247H134L135 248V250H138L139 248H140V245L136 242V240H135V238L134 237H129V239H128ZM260 242V241H259ZM97 243V242H96ZM161 243H162V241H161ZM237 243V242H236ZM182 244V245H183ZM263 244V243H262ZM237 245H238V243H237ZM104 246V245H103ZM105 246H107V247H110V246H108V245H105ZM128 246V245H127ZM176 246H178V244L176 245ZM231 246H233V247H235V244L234 243H231ZM158 248V247H157ZM262 248H263V250H264V245L262 246ZM245 249V247H242V248H238L237 249V251H231V250H229V251H227L226 252V254H225V256H222V253L224 252V251H219L214 257L217 259L218 258V261H219V264H222V262H220V261H224V262H226V264H237V263H240L239 262V260H240V258L241 259H243V257L245 256V254H246V252H243V253H241V251L242 250H244ZM192 248H189V246L187 247V249H185V250H183L182 252H180L179 254H178V256H176V259L175 260H170L169 262L172 264V263H176V264H205L206 263V260L207 259H204V261H203V263H201V261L199 260V258H197V257H195V256H193L192 255ZM263 254H264V252H263ZM256 255V252H253V255L249 258V260H253V259H255V256ZM261 256H262V254H261ZM260 256V257H261ZM263 257V256H262ZM262 259V258H261ZM92 260H94L95 261V263L94 262H92ZM213 260H215V259H213ZM247 260V259H246ZM167 262V261H166Z\"/></svg>",
  "mask_w": 264,
  "mask_h": 264
},
{
  "label": "snow or ice",
  "instance_id": "6c2138e0",
  "mask_svg": "<svg viewBox=\"0 0 264 264\" xmlns=\"http://www.w3.org/2000/svg\"><path fill=\"white\" fill-rule=\"evenodd\" d=\"M181 10H183V9H181Z\"/></svg>",
  "mask_w": 264,
  "mask_h": 264
}]
</instances>
